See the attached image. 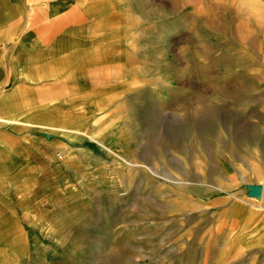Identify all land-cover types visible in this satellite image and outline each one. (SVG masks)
<instances>
[{
	"label": "rangeland",
	"instance_id": "obj_1",
	"mask_svg": "<svg viewBox=\"0 0 264 264\" xmlns=\"http://www.w3.org/2000/svg\"><path fill=\"white\" fill-rule=\"evenodd\" d=\"M109 4L101 142L48 167L86 217L0 218V264H264V0Z\"/></svg>",
	"mask_w": 264,
	"mask_h": 264
},
{
	"label": "crops",
	"instance_id": "obj_2",
	"mask_svg": "<svg viewBox=\"0 0 264 264\" xmlns=\"http://www.w3.org/2000/svg\"><path fill=\"white\" fill-rule=\"evenodd\" d=\"M109 3L0 0V218L86 217L82 201L48 199V167L82 157L71 144L84 136L101 142L79 128L110 87L100 70L102 48L114 46L104 39ZM250 233L264 248V223Z\"/></svg>",
	"mask_w": 264,
	"mask_h": 264
},
{
	"label": "bare ground",
	"instance_id": "obj_3",
	"mask_svg": "<svg viewBox=\"0 0 264 264\" xmlns=\"http://www.w3.org/2000/svg\"><path fill=\"white\" fill-rule=\"evenodd\" d=\"M208 4V3H207ZM208 9V8H207ZM94 140V139H93ZM99 143V142H98Z\"/></svg>",
	"mask_w": 264,
	"mask_h": 264
}]
</instances>
